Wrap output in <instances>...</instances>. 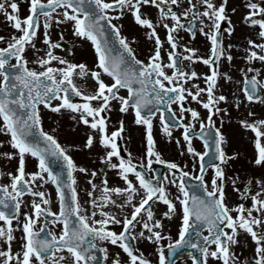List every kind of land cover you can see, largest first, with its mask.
Wrapping results in <instances>:
<instances>
[{
  "label": "snow or ice",
  "instance_id": "snow-or-ice-1",
  "mask_svg": "<svg viewBox=\"0 0 264 264\" xmlns=\"http://www.w3.org/2000/svg\"><path fill=\"white\" fill-rule=\"evenodd\" d=\"M26 3L27 15L21 17L19 0H0V15L17 30L8 39L0 35L3 44L0 134L7 137L12 149L0 156L18 161L15 174L7 172L9 182L0 184V264H175L171 257L182 246L192 250L188 253L191 264H209L210 258L221 264H241L235 251L241 233L254 243L252 257H245L243 264H264V171L246 182L239 175L226 176L224 166L238 153H226L223 147L226 137L214 119L219 116L222 124L229 112L227 107L219 106L221 102L227 104L229 98L216 93L219 76L232 79L228 73L217 70L221 57L233 60L223 46L220 32L222 21L228 23L227 33L233 32L226 13L227 0H26ZM145 7L157 10L155 22L144 11ZM244 8L242 20L252 28L258 26L259 42L247 40L246 65L239 69L242 79L237 81L242 99L231 100L237 112L242 103L264 105V75L261 68L252 66L259 61L264 67V0H246ZM231 11L236 12V8ZM126 15L145 28V38L153 42L147 62L137 57L132 46L136 37L130 40L122 34V25L113 23ZM61 25H70L73 36L91 42L95 54L93 67L55 53L54 49L61 44L51 38L50 29ZM157 26L166 32L164 41ZM197 27L210 42L207 57L197 55V48L182 43L181 30L195 37ZM38 38H42L45 49L37 47ZM63 39L61 33L59 40ZM231 47L229 44L228 48ZM29 48L31 59L26 54ZM185 60L202 61L211 68L210 74L186 70ZM104 75L110 78V83L105 82ZM74 76L93 80V90H82L74 83ZM200 76L204 77V87L193 83ZM121 89L127 94L121 95ZM189 97L206 110L205 116L196 108L185 106ZM112 101L118 104L121 113L131 110L134 123L144 127L146 151L138 163L130 152L127 159L121 156L117 138L124 131L123 120L111 132L107 130L108 116L102 113L111 111ZM41 106L58 116L69 115L77 125L87 126L85 142L75 147L90 151L95 143L104 146L99 160L114 170L122 185L110 186L105 177L98 186L93 179L97 172L78 165L53 134L54 130L43 128ZM247 116H254L250 108ZM154 118L169 139L172 128L182 130L184 151L192 158L194 172L187 170V165L164 159L156 150ZM238 123L254 134L250 162L264 170V118H240ZM194 135L203 141V151L193 146ZM4 143L0 140V144ZM175 143L180 145V139ZM29 156L36 161L33 171L26 170ZM205 157H210L207 167ZM50 158L62 162L60 171L53 170ZM154 161L166 165L171 175L162 179L154 175ZM209 168L212 171L206 181ZM77 172L87 177L84 201L78 195ZM189 176L196 181L191 192L185 182ZM238 181L243 183L242 191ZM49 183L55 186V200L46 194L45 186ZM226 183L240 192L242 201L250 204L230 206L226 202ZM168 185L175 186L176 192H171ZM253 186L257 190L253 191ZM26 194L32 197L30 211L21 213ZM156 202L166 206L163 217L169 220L178 217L176 239L157 218ZM54 203L58 204L56 210L52 207ZM113 208L118 211H112ZM49 225L53 229L57 225L62 227L57 232L49 229ZM17 230L22 235L13 250ZM138 240L153 245L155 259L131 243ZM165 240L167 244L162 243ZM109 245L121 249L126 259L120 252H112L110 256ZM97 250L102 261L97 259Z\"/></svg>",
  "mask_w": 264,
  "mask_h": 264
},
{
  "label": "flooded vegetation",
  "instance_id": "flooded-vegetation-1",
  "mask_svg": "<svg viewBox=\"0 0 264 264\" xmlns=\"http://www.w3.org/2000/svg\"><path fill=\"white\" fill-rule=\"evenodd\" d=\"M19 3H20V15L23 14L21 15V17H24L27 15L26 0H19ZM245 3L246 0H227L226 13L229 16L233 27V32L231 35H229L226 31L228 27L227 21L221 22L220 32L223 37V46L226 51L232 54L233 60L229 62L227 61L226 58L221 57L218 63L217 70L221 74L228 73V75L232 77V79H225L223 75L218 77L217 89H216L217 95L224 94L229 98V102L227 104L221 102L219 106L222 109L224 107H227L229 112L228 115L225 116L222 124L219 116L214 117L217 126L221 127V131L226 137V143L223 145L226 153L228 154H231L232 152L238 153L237 157L230 160L229 163L224 166L226 176L231 177V176L239 175L241 177L242 182H246L248 180V178L246 176L243 177L242 174L244 172H249V167H251L253 172L255 174L257 173L258 175H260L261 172L264 171L260 168L253 166L251 163H248V165L242 163V155L239 151L240 149L242 150L245 147H247V145L253 157L254 154L253 143L251 140L254 134L251 132V130L242 128L238 123V120L240 118H247L249 120L264 118V105L259 104L258 102L251 104L242 103L239 111L237 112V110L231 103V100L234 97L242 99V93L239 91V85L237 84V81L242 79V73L239 72V69L245 67L246 65V61L244 60V55H245V49L249 47V45L247 44V40L251 38L259 42L256 35L258 31V26L256 28H252L249 25L245 24L242 20V15L246 11V9L244 8ZM233 8H236V12L231 11V9ZM144 11L149 13L150 18L153 19V21L155 22L157 18V10H155L154 8L149 9L148 7H145ZM113 23L122 25L121 28L122 34L129 37L130 40L133 36L136 37V40L132 44V46L136 51L137 57L147 62V56L153 50L154 45L152 41L145 38L146 29L136 25L133 18L130 15H126L119 20H113ZM195 30H196L195 37H192L186 31L181 30L180 35L183 37L182 43H187L192 47L197 48L198 50L197 55L207 57L208 55H210V42L203 34H201L198 31V27ZM16 31L17 30L11 28V26L8 25L7 22L4 20L3 16L0 15V35H4L5 39H8V37L13 32ZM205 31H207V29H205ZM50 32H51V38L53 40H57L61 44L60 48L54 49L56 54L64 56L65 58L73 62H85L88 64L90 68L94 66L95 54H94V49L91 46V42L87 41L86 39L77 38L73 36L70 25H61L59 28H56L54 26L52 29H50ZM157 32L160 35L161 40L164 41L166 38L165 30L162 27L157 26ZM61 33L64 36V39L62 41L59 40ZM36 44L38 48H41L42 50L45 49V46L42 43V38H38L36 40ZM229 44H231L232 46L231 48H228ZM0 46H3L2 42H0ZM164 47L168 48L169 46L167 45V43H165ZM178 51H182V49L178 48ZM26 54L29 57V59H31L32 49L30 48L27 49ZM72 54L74 56L70 58ZM183 64L186 70H195L197 73L210 74L211 71V68L208 65H204L202 61L189 62L185 60L183 61ZM30 66H34V65H30ZM215 66H216V62L214 61L213 67ZM252 66L261 68L262 75H264V67H262L259 61H254ZM168 71L170 72L171 70ZM103 78L105 79L106 83L111 82L110 78L107 77V75H104ZM74 83H76L78 87H81L82 90H84L85 92H91L93 90V87L95 86V82L90 78L75 77ZM193 83H199L201 87H204L205 86L204 77L200 76L198 79H194ZM87 86L91 88L85 89L87 88ZM120 94L126 95L127 92L125 89H121ZM53 103H55V101H53ZM111 103H112L111 111L108 113H102V115L108 116L107 130L108 132H111L112 130L115 129V127L119 126V121L123 120L124 131L121 134V137L117 138V144L120 149L121 156L124 159H127L128 153L130 152L133 161L138 163L143 158L146 151V137H145L144 127L140 125H136L134 123V113L131 110H129L127 113H121L119 111L118 104L115 101H112ZM185 106L196 108L198 111H200L202 117L206 115V110L203 109L199 103L192 101L190 97L185 102ZM176 107L177 106L174 104L173 108L175 109ZM249 108L254 113V116L251 117L247 116V110ZM41 112L43 117L42 119L43 128L49 132H53L54 130L53 134L57 136L61 145L68 149L69 154L73 157L74 161L78 165L87 167L90 170L94 169L97 172V176L94 177L93 179L98 186L101 185V181L105 177L107 178L110 186L122 185L123 182L120 180L119 177L115 175L114 170L108 169L106 165H103L99 160V156L102 155L105 151L104 146L100 145L99 143H95L90 151L82 147L80 148L75 147L76 145L82 146L83 143L85 142L86 133L89 131L87 126H84L82 124L77 125L69 115L65 114L63 116H58L57 114L52 113L50 110L43 109L42 106H41ZM65 116L69 117V120L64 119ZM186 121H187V114H186ZM127 125H129V127H127ZM69 129H71L72 133L78 132L79 134L82 135V137L78 138L77 136L75 137L72 135L71 138L65 137L64 136L65 130L68 132ZM128 129L133 130L132 135ZM181 131L182 130L179 128H172V139H169L162 132L159 121L154 118L153 137L154 140L156 141V150L162 154V157L164 159L172 160L182 165H187V170L194 172L195 170H193L190 165L192 158L189 154H187L184 151L185 145L183 138L180 135ZM245 136H247L246 140H245ZM177 138H179L181 141L180 145H177L175 143V140ZM235 139H238L239 143L241 144L235 141ZM0 140L5 141L4 144H0V153L12 150L10 145L7 144V137L4 134H0ZM210 142L212 141L210 140ZM192 143L193 146L198 151L204 150L203 141L198 136L195 135L193 136ZM35 163H36L35 158H32L30 156L27 157L26 170L27 171L35 170ZM89 163H91V168L88 167ZM17 167H18L17 159L15 158L9 159L6 156H0V184L8 183L10 178L7 176V172L11 171L13 172V174H15V169ZM153 170H154L153 174L157 175L159 179H162L165 175L167 176L171 175L168 172L166 165L156 163L155 161L153 163ZM211 171L212 170L209 168L208 171L205 173L206 181L209 179L211 175ZM75 175L77 176L79 198L81 199V201H84L85 199H87L84 192V189L87 187L86 174L77 172L75 173ZM130 178L134 179V177H132L131 174H130ZM242 182L241 185H243ZM238 186L240 187L239 181H238ZM168 187L171 189V192L173 193L176 192L175 186L168 185ZM45 188L47 189L46 194L51 196L52 199L55 200V186L49 183L45 186ZM225 191L227 196L226 202L236 204L238 201L239 192L234 191L230 183H226ZM31 199L32 197L27 194L23 198L24 203L21 206V213H23L24 211H30ZM52 207L54 210H56L58 204L54 203ZM154 208L156 211L157 218L161 219V222L164 225L165 230L172 235L173 239H176L178 236V223H179L178 217H173L171 220L163 217L162 212L166 210V206L163 205L161 202H156ZM112 211L115 212L118 210L113 208ZM125 211H128V209H125ZM39 220H42V218H39ZM0 223H2V221H0ZM13 224H15V221H13ZM60 227H62V225H57L53 229V226L49 225V229L55 230L57 232H59ZM116 227L118 230L119 226ZM21 235H22L21 231L17 230L15 232V236L17 237V240L12 243L13 250L17 248L19 238L21 237ZM246 239H248L249 242L251 241L250 237H247L246 235H240V234L238 235L239 242L235 246V251L239 254V256H241V254L243 253V250L240 249L241 241H246ZM131 243H133L136 247H139L141 251H144L149 258L155 259V256L153 255V245L150 242H147L145 240H138V241H131ZM162 243L167 244L168 241L165 240ZM251 244L254 243L251 242ZM251 244H247L248 249H246L245 251L246 253L252 251V255H253V248H251ZM109 247H110V256L112 252H120L121 257L123 259H126V254H124L121 249L111 245H109ZM166 250L167 248H165V253L167 252ZM188 253L189 252L181 253L175 259V264H191V259L188 256ZM97 259L101 261L103 260L102 254H100L98 250H97ZM209 264H221V262L214 261L210 258ZM241 264H243V261L241 262Z\"/></svg>",
  "mask_w": 264,
  "mask_h": 264
},
{
  "label": "rangeland",
  "instance_id": "rangeland-1",
  "mask_svg": "<svg viewBox=\"0 0 264 264\" xmlns=\"http://www.w3.org/2000/svg\"><path fill=\"white\" fill-rule=\"evenodd\" d=\"M21 15H23V14H21ZM74 55L72 54L71 56H70V58H72ZM71 61V60H70ZM75 78V77H74ZM88 88H91V87H88L87 86V88H85V89H88ZM64 119H67V120H69V117H64ZM127 127H129V125H127ZM67 130V129H66ZM65 130V134H64V136L65 137H69V138H71V135L72 136H77L78 138H80V137H82V135L81 134H79L78 132H75V133H72L71 132V129H69L68 130V132ZM130 132H131V135H132V132H133V130H130V129H128ZM63 136V137H64ZM64 137V138H65ZM246 138H247V136H245V140H246ZM235 141H237L238 143H239V140L238 139H235ZM243 141V140H242ZM252 141V140H251ZM239 144H241V143H239ZM240 149V148H239ZM240 153H241V155H242V163L243 164H247L248 165V163H251L250 161H251V158H252V155H251V153H250V149H249V147H248V145H247V147H245L244 149H240V151H239ZM253 152H254V148H253ZM192 162L193 161H191V164L190 165H192ZM88 167H90L91 168V163H89V166ZM192 168V167H191ZM243 177H247V178H249V177H255V176H259L257 173L255 174L254 172H253V170L251 169V167H249V172H244L243 174ZM239 185H240V189H241V191L243 190V185H241V181H239ZM253 191H255V190H257L256 188H255V186H253V189H252ZM241 202H244L245 204H246V206H248L249 204H250V201H242V199H241V197H240V192L238 193V201H237V203L236 204H238V203H241ZM230 206H232V205H235V204H232V203H228ZM240 235H246V234H243V233H241ZM251 242L252 241H248V239H246V241H241V244H240V249L241 250H243V253L241 254V256H240V261L242 262V261H244V258L245 257H252V251L251 252H247L246 253V249H248V246H247V244H251ZM254 247V244H251V248H253Z\"/></svg>",
  "mask_w": 264,
  "mask_h": 264
},
{
  "label": "water",
  "instance_id": "water-1",
  "mask_svg": "<svg viewBox=\"0 0 264 264\" xmlns=\"http://www.w3.org/2000/svg\"><path fill=\"white\" fill-rule=\"evenodd\" d=\"M205 165L208 163V161H204ZM62 162L55 159V158H50V166L53 168L55 171H60L61 169Z\"/></svg>",
  "mask_w": 264,
  "mask_h": 264
}]
</instances>
